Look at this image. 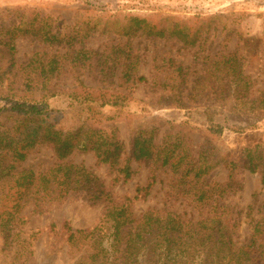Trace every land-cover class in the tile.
I'll return each instance as SVG.
<instances>
[{
	"label": "rangeland",
	"instance_id": "obj_1",
	"mask_svg": "<svg viewBox=\"0 0 264 264\" xmlns=\"http://www.w3.org/2000/svg\"><path fill=\"white\" fill-rule=\"evenodd\" d=\"M18 9L25 11L29 26L40 25L42 17L50 18L52 29L61 37L72 30L76 20L97 25L114 21L124 26L131 15L164 27L177 20L182 27L189 28L190 33L196 30L203 33L201 46L192 49L182 46L176 39L126 38L95 33L83 43L84 50L102 54L110 47H117L118 55L124 51V55L130 54L132 61L137 62L136 77L142 76L147 82L125 83L121 79L123 70L117 67L112 83L104 84L92 69L74 67L68 78L59 79V85L72 88L74 81L70 78L76 76L86 87L109 89L128 96L121 109H101L104 115L118 113L113 115V123L123 155L129 152L138 131L153 133L155 144L170 134L180 135L191 158H196L204 146L214 161L221 156L238 154L245 148L259 147L258 173L251 175L237 170L233 175L234 182L238 183L236 190L224 195L218 204L226 209L229 217H237L240 243L249 239L256 224L257 245L264 247V186L261 184L264 175V111H253L245 106L241 112L232 111L231 115L215 109L205 112L208 107H229L238 102L217 98L211 94L210 84L198 80L199 76L203 80L210 72L211 60L234 54L239 59L238 68L252 82L250 97L264 98V0H0V43L9 41L12 33L15 47V53L11 55L0 45V108H8L17 102L12 90L20 88V77L28 72L25 66L32 54L49 50L26 34L21 35L20 30H13L18 27L22 16V11L16 12ZM208 18H212L209 28L208 20H202ZM56 49L59 55L63 54L64 42L55 45L51 52ZM207 55L209 59L206 61ZM169 61L174 63L170 66ZM177 65L183 68L184 81L182 74L179 79L172 78ZM163 84L164 87H159ZM179 93L181 97L178 99ZM34 97L39 100L40 94ZM39 105L44 110L59 112L67 109L68 102L64 98H53L44 99ZM19 121L16 117L1 115L0 134L18 126ZM250 123L252 128L239 130ZM214 126L220 127V134ZM207 137L212 142L205 145ZM3 150L0 143V153ZM55 161L49 147L37 146L24 162L16 166V170L44 173ZM7 162V157H0L2 167ZM65 162L85 168L120 198H132L135 188L145 186L149 176L147 167L133 163L136 175L132 180L127 183L114 181V172L107 165L97 164L93 153H74ZM6 173L0 177V264H81L89 255L96 254L99 246L104 250L105 259L111 256L110 261L89 260L87 264H119L111 261L116 255L107 231L97 238L99 241L94 237L89 241L88 237L85 243L78 242L72 248L62 229L67 222L74 231L92 230L102 220L103 204L91 205L71 199L53 203L46 196L39 195V189L38 194H30L34 190L24 194L25 175L13 178V172L9 177ZM226 176L227 171L219 164L205 181L223 184ZM169 184L170 176L160 174L150 196L145 201L133 202V214L138 217L150 209H171L180 215L185 214L186 218L191 214L196 217V211L171 196ZM50 224H54V228Z\"/></svg>",
	"mask_w": 264,
	"mask_h": 264
},
{
	"label": "trees",
	"instance_id": "obj_2",
	"mask_svg": "<svg viewBox=\"0 0 264 264\" xmlns=\"http://www.w3.org/2000/svg\"><path fill=\"white\" fill-rule=\"evenodd\" d=\"M24 13L22 11L19 25L13 30H20L21 35L26 34L31 40L46 45L49 50L32 54L25 66L28 72L20 77V88L12 90L17 102L8 108H0V116L7 115L20 120L18 126L0 134V143L4 147L0 157L8 159L5 167L0 164V177L4 172H7L8 177L13 172V178L25 175L27 184L24 194L31 190L34 193L30 194H38L39 189V195L46 196L53 203L71 199L91 205L103 204L102 220L92 230L74 231L67 222L62 225V229L72 248L78 242L85 243L88 237L89 241L93 237L99 241L97 238L100 239L107 231L111 237L110 246L116 255L111 261H118L119 264H264V247L257 245V225L252 228L249 239L240 243L237 217H229L226 209L218 204L224 195L236 190L238 183L234 182L233 175L237 170L251 175L258 173L259 147L245 148L238 154L221 156L214 161L210 159L209 149L204 146L196 158H191L180 135L170 134L155 144L153 133L138 131L132 139L129 152L123 155L113 123V115L118 113L104 115L101 109H121L128 96L109 89L86 87L81 78L76 76L70 78L74 81L72 88L66 89L59 85V79L68 78L74 67L79 70L92 69L104 84L112 83L117 67L123 70L121 79L125 83L147 82L142 76L136 77L137 62L132 61L130 54L124 55V51L118 55L117 47H110L102 54L84 50L83 43L95 33L126 38L176 39L190 49L201 46L203 33L197 30L190 33L189 28L182 27L177 20L173 25L164 27L131 15L124 26L114 21L97 25L76 20L72 30L61 37L52 29L50 18L42 17L36 28L37 25H28ZM202 20H208L209 28L212 18ZM63 42V54L59 55L57 49L51 52L55 45ZM0 45L8 54L15 53L12 33L9 41L2 40ZM121 54L124 56L120 57ZM208 59L207 55L205 60ZM238 61L234 54L211 60V70L207 76L203 80L201 76L198 77L199 81L211 85L212 95L238 102L229 107H208L205 112L215 109L227 111L231 115L232 111L241 112L245 106L253 111H264V98L250 97L252 82L238 68ZM169 63L171 66L174 62ZM175 72L178 76L173 73L172 78L179 79L182 74L184 81L185 75L180 65H177ZM35 94H40L39 100H36ZM180 97L179 93L177 98ZM53 98H64L68 102L67 109L52 112L39 105L42 100ZM248 125L239 130L252 128L251 123ZM214 127L220 134V127ZM15 133H18L17 137ZM207 139L205 145L212 142ZM37 146H47L53 151L56 161L52 167L39 174L17 171L16 166L24 162ZM74 153H93L97 164L107 165L114 172V181L122 183L129 182L136 175L132 164L141 163L148 168L147 183L136 187L132 198H120L107 190L85 168L65 162ZM219 164L227 171L226 182H206V177ZM163 173L170 176L168 189L171 196L184 201L196 211V217L191 214L186 218L185 214L180 215L171 209H150L138 217L133 214V202L145 201L158 176ZM261 184L264 186V175ZM50 226L54 228V224ZM96 250V254L89 255L81 264L97 259L101 263L110 261L111 256L105 259L102 247Z\"/></svg>",
	"mask_w": 264,
	"mask_h": 264
}]
</instances>
